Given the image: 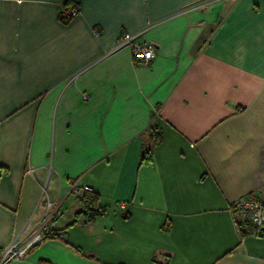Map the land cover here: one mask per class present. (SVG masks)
Segmentation results:
<instances>
[{
	"label": "crops",
	"instance_id": "1",
	"mask_svg": "<svg viewBox=\"0 0 264 264\" xmlns=\"http://www.w3.org/2000/svg\"><path fill=\"white\" fill-rule=\"evenodd\" d=\"M248 195L264 205V0H0V249L53 236L9 264H264L229 210Z\"/></svg>",
	"mask_w": 264,
	"mask_h": 264
},
{
	"label": "built area",
	"instance_id": "2",
	"mask_svg": "<svg viewBox=\"0 0 264 264\" xmlns=\"http://www.w3.org/2000/svg\"><path fill=\"white\" fill-rule=\"evenodd\" d=\"M80 13V8L75 4L62 5L59 11V20L67 22ZM98 36V33L95 32ZM144 33L129 34L121 33L116 39V48H127L131 52L133 61L136 64L148 65L155 58V49L147 41L142 39ZM70 193H93V188L88 186H79L77 181L69 182ZM43 189V194H44ZM50 203H48V206ZM115 208L119 211L125 210L123 203H117ZM232 214L254 230H264V205L255 195H248L233 201L229 207ZM51 234L50 227L44 223L41 224L30 237L19 240H13L5 247L0 249V264H9L13 261L24 260L29 253L36 247L43 244Z\"/></svg>",
	"mask_w": 264,
	"mask_h": 264
},
{
	"label": "trees",
	"instance_id": "3",
	"mask_svg": "<svg viewBox=\"0 0 264 264\" xmlns=\"http://www.w3.org/2000/svg\"><path fill=\"white\" fill-rule=\"evenodd\" d=\"M70 4L69 2L64 3V5ZM76 5V4H75ZM160 141V137L156 132V129L153 126H150L142 135L141 143V160L145 161L149 159L150 148ZM93 201L92 198H90ZM98 213V210L95 211ZM53 236H48L47 239L52 238Z\"/></svg>",
	"mask_w": 264,
	"mask_h": 264
}]
</instances>
